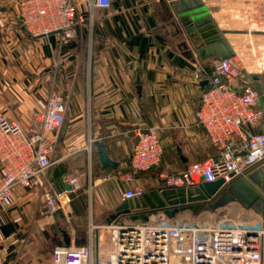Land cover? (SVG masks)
<instances>
[{
  "label": "crops",
  "instance_id": "0c3cea01",
  "mask_svg": "<svg viewBox=\"0 0 264 264\" xmlns=\"http://www.w3.org/2000/svg\"><path fill=\"white\" fill-rule=\"evenodd\" d=\"M221 1L203 0L223 30L226 27L218 18L223 14ZM253 4H241L242 8L229 11L249 20L253 14L263 18L264 2H259L257 8ZM168 7L164 0H111L108 8H98L101 13L95 15V21L101 23L102 37L108 41L117 38L122 45L107 47L101 61L83 64L72 49H61L54 33L29 38L9 21L15 11L14 0H0V109L7 108L11 118L29 131L33 128L30 114L44 109L48 92H68L67 121L57 136L53 164L40 175L42 185L32 190L15 188L8 202L0 206V233L6 238L2 249L5 262L47 263H41L35 249L28 255L17 254L21 231L35 223L44 226L60 218L78 219L86 213H90L92 225H104L112 219L123 200L121 189L131 185L116 177L129 167L135 126L154 123L160 142V131L166 127L172 130L166 136L174 150L173 155L169 154L170 164L179 162L184 167L211 145L195 116L199 106L197 93L206 83H196L191 75L194 64L209 71L213 60L198 53L184 28L175 23V13L169 15ZM258 31L264 34V28ZM238 34L241 33L230 32L225 38L235 56L242 59L245 47H239L238 39L230 38ZM121 38L133 42L124 43ZM98 140L103 141L109 158L117 162L116 167L101 166L94 144ZM74 174L78 187L71 194L70 216L65 218L61 212L47 214L40 198L44 180L58 189H67V178ZM136 183L145 191L158 185L156 174L148 171L139 174ZM61 223L63 226H57V245L78 246L91 241L96 252L98 238L108 235L105 228H93L92 235L86 236L80 225ZM106 243L101 238L100 249Z\"/></svg>",
  "mask_w": 264,
  "mask_h": 264
},
{
  "label": "built area",
  "instance_id": "2783aa9c",
  "mask_svg": "<svg viewBox=\"0 0 264 264\" xmlns=\"http://www.w3.org/2000/svg\"><path fill=\"white\" fill-rule=\"evenodd\" d=\"M15 11L9 21L31 39L54 33L59 45L81 35L83 12L108 8L111 0H14ZM236 53L227 59L211 58V70L194 64L196 83L201 88L197 122L204 128L216 155L187 163L178 171L158 172L159 187H191L202 181L222 178L224 184L248 178V171L264 168V123L258 94L247 73L241 72ZM264 78V61L259 71ZM68 97L48 92L43 110L30 114L29 131L0 109V206L11 198L15 188L32 190L41 186L40 175L53 164L58 133L65 119ZM128 170L116 177L131 185L121 189L123 200L138 198L145 191L136 183L140 172L151 170L161 161L163 149L154 125L135 126ZM77 175L67 178L68 189H58L44 180L40 198L49 215L71 214V194L78 187ZM240 209V211H238ZM243 210V212H241ZM207 214L212 215L208 218ZM105 228L108 239L96 252L91 241L78 246L56 245L50 264H264V218L237 201L212 211L196 214L178 211L166 216L162 211L147 219L120 220L115 216ZM0 233V264L5 262Z\"/></svg>",
  "mask_w": 264,
  "mask_h": 264
},
{
  "label": "water",
  "instance_id": "95a60500",
  "mask_svg": "<svg viewBox=\"0 0 264 264\" xmlns=\"http://www.w3.org/2000/svg\"><path fill=\"white\" fill-rule=\"evenodd\" d=\"M169 4H172V9L190 42L198 53L204 55L203 57L227 59L234 55V50L224 36L225 30L218 28L203 0L176 2L171 0ZM229 32L246 33L247 30H229ZM248 77L251 86L258 94V106L264 116V78L257 72H250ZM201 83L205 84L206 80H202ZM262 131H264V123L259 129V132ZM94 144L98 148L101 166L116 167L117 162L109 158L103 141H94ZM247 173L248 178L237 179L229 184H224V180L219 178L214 181H202L191 187L151 188L138 198L122 200L116 206L111 218L118 216L120 220L147 219L149 214L157 211H162L166 216L178 211L196 214L201 210L212 211L231 201H237L244 207L251 208L264 218V168Z\"/></svg>",
  "mask_w": 264,
  "mask_h": 264
},
{
  "label": "rangeland",
  "instance_id": "374dc122",
  "mask_svg": "<svg viewBox=\"0 0 264 264\" xmlns=\"http://www.w3.org/2000/svg\"><path fill=\"white\" fill-rule=\"evenodd\" d=\"M167 1L169 7V15L173 11L172 4H169L171 0H164ZM177 1V0H173ZM257 2V3H255ZM261 2L263 3L264 0H222L221 3H219V8L220 11H223V14H219L218 18L220 19L219 22L223 27V30H225V34L228 35L230 34L229 30H234L235 28L232 27H237L240 28L241 30H251L247 31L245 34L241 33L238 34L239 36H235L232 39H238V44L239 47H245L244 51H242V59L238 57V62L240 66V70L243 73H247V71H259V62L264 61V34L261 35V31H258L262 28H264V17L262 18L261 15L253 14V19L249 20V18H246L245 15H240L238 13H230V11L233 9L237 10L239 8H242L241 4H248V3H254L252 6L257 8V4ZM136 5H133V8ZM175 6V5H174ZM241 6V7H239ZM250 8V7H249ZM82 12H83V23L81 25V41H79L76 37V40L72 42L74 46L71 48L76 55L79 56V59L81 63L85 64L87 62H92V61H101L104 59V54L105 52H108L109 46H117V45H122L121 41H118L117 38H111V41H108L107 38L102 37L101 35V23H97L95 21V15L101 13V10L98 8H95L93 10V14L90 15L89 12H87V8L85 6H81ZM98 9V10H96ZM136 9V8H135ZM217 9V8H215ZM230 10V11H229ZM254 10V9H253ZM219 11V10H217ZM226 11V12H225ZM174 12V11H173ZM175 13V12H174ZM139 14V13H137ZM143 15V13L141 14ZM176 15V13H175ZM237 16V17H234ZM145 17V16H143ZM146 18V17H145ZM175 20V23L181 26V23L179 22L178 16L173 17ZM246 18V19H244ZM182 27V26H181ZM183 28V27H182ZM258 29L257 31H255ZM254 31V32H253ZM187 36V35H186ZM124 40V43L130 44V41L133 42L132 40ZM189 39V38H188ZM240 39V40H239ZM190 41V40H189ZM192 44V43H191ZM193 45V44H192ZM243 50V49H242ZM131 56V55H130ZM77 57V56H76ZM77 59V58H76ZM133 58L130 57V60ZM71 76V74H70ZM192 76V75H191ZM264 76V75H263ZM201 92V90H200ZM200 92L197 93V99L199 103V96ZM61 93V92H60ZM62 93H64L65 96H68L67 89H65ZM66 116L64 119V122H66ZM64 122L62 124L61 130L63 128ZM143 125H155L154 123L146 122V123H141ZM140 124V125H141ZM60 130V131H61ZM172 130L170 128H163L160 132L161 134V144H162V149H163V154L160 163L158 164L157 167L147 170L148 173H154L157 174L158 172H168L172 173L175 171H178L181 169L183 166L181 163L176 162L170 164L168 161L169 159V154L174 152L172 151V148L170 147L171 142L168 141L167 135L171 132ZM159 134V132H158ZM174 147V146H173ZM178 147V146H177ZM132 148V147H131ZM173 155V153L171 154ZM216 155V150L212 145H209L204 148V152L200 153V156H195L193 159L194 161L198 160H204L208 157L215 156ZM205 156V157H204ZM193 161V162H194ZM128 170V168H127ZM126 170V171H127ZM125 171V172H126ZM144 172V171H143ZM140 172L139 174H141ZM138 174V175H139ZM137 175V177H138ZM136 177V179H137ZM240 211V209L238 210ZM243 212V210L241 211ZM208 218L211 217L212 215L207 214ZM60 217V216H59ZM63 217L66 218V216L63 215ZM90 213L84 214L83 217L78 218V219H69V221H66L64 218H60L58 222L55 223H50L46 225H37L36 223L33 226H29V228H25L23 231L20 233V240L18 243L17 247V254H22L23 253L26 255L29 254V251H32L33 249L36 250V255H38L39 259L41 260V263L47 262L50 264V254L52 249L57 245V235H59V228L57 226H63L61 222L64 224H73V225H80L82 227V231H85L86 236L93 233L94 229L90 228L91 224L89 222ZM105 224V222H104ZM101 225V224H99ZM103 225V224H102ZM108 236V235H107ZM106 235L102 234L103 240H107L104 237H107ZM14 238V237H13ZM45 263V264H47Z\"/></svg>",
  "mask_w": 264,
  "mask_h": 264
},
{
  "label": "trees",
  "instance_id": "16d2710c",
  "mask_svg": "<svg viewBox=\"0 0 264 264\" xmlns=\"http://www.w3.org/2000/svg\"><path fill=\"white\" fill-rule=\"evenodd\" d=\"M75 40H76V38H73L68 43L60 45L61 49L63 51H65L67 49H71L74 46V44L72 42H74Z\"/></svg>",
  "mask_w": 264,
  "mask_h": 264
}]
</instances>
